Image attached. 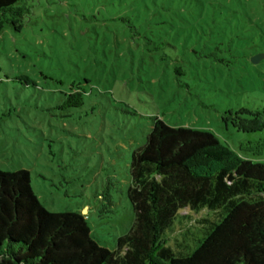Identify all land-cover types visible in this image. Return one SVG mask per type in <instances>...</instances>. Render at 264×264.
I'll return each mask as SVG.
<instances>
[{"label": "rangeland", "instance_id": "374dc122", "mask_svg": "<svg viewBox=\"0 0 264 264\" xmlns=\"http://www.w3.org/2000/svg\"><path fill=\"white\" fill-rule=\"evenodd\" d=\"M28 3L23 29L0 31V169H28L43 205L82 212L100 244L135 221L132 154L154 117L264 160V0ZM182 214L164 242L189 254L208 211Z\"/></svg>", "mask_w": 264, "mask_h": 264}, {"label": "trees", "instance_id": "16d2710c", "mask_svg": "<svg viewBox=\"0 0 264 264\" xmlns=\"http://www.w3.org/2000/svg\"><path fill=\"white\" fill-rule=\"evenodd\" d=\"M31 13L28 0H0V31H21ZM83 103L84 93H68L66 104ZM154 118L132 154L135 221L114 249L91 234L82 212L46 208L28 169H0V264H264V160L210 129ZM186 208L208 211L199 220L207 231L193 252L179 254L164 240L193 216L182 214Z\"/></svg>", "mask_w": 264, "mask_h": 264}, {"label": "water", "instance_id": "95a60500", "mask_svg": "<svg viewBox=\"0 0 264 264\" xmlns=\"http://www.w3.org/2000/svg\"><path fill=\"white\" fill-rule=\"evenodd\" d=\"M261 57H262V54H260V55L258 54V55H256V56H254L253 59H254V61L257 62V61H260V60H261Z\"/></svg>", "mask_w": 264, "mask_h": 264}]
</instances>
